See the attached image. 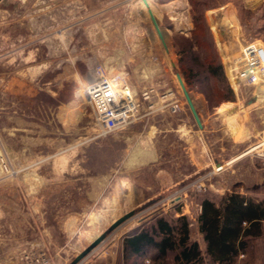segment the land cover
<instances>
[{"label": "rangeland", "instance_id": "rangeland-1", "mask_svg": "<svg viewBox=\"0 0 264 264\" xmlns=\"http://www.w3.org/2000/svg\"><path fill=\"white\" fill-rule=\"evenodd\" d=\"M139 4L0 1V264H72L131 209L133 216L107 230L75 264H172V254L159 259L150 248L138 257L125 242L160 217L182 216L191 239L201 241L207 263L198 222L202 201L220 202L234 191L264 199V156L258 154L264 146L236 159L264 141V101L258 100L264 98V84L234 83L221 48L228 44L229 59H234L246 41L264 44V0H156L155 9ZM198 16L206 45L195 35ZM210 50L224 76L209 72ZM111 70L124 74L139 106L125 128L101 135L92 106L75 93L79 78L108 76ZM149 88L154 92L145 100L142 92ZM228 88L232 100H224ZM176 102L178 110L173 109ZM227 102L236 106L221 114L219 107ZM152 126L156 133L150 139ZM147 139L153 155L130 164ZM217 162L224 169L215 173ZM123 178L131 187L119 191L117 182ZM117 195L120 205L113 210L110 200ZM92 211L105 215L93 222ZM96 226L99 232L86 238ZM232 264H264V225L262 236Z\"/></svg>", "mask_w": 264, "mask_h": 264}, {"label": "trees", "instance_id": "trees-1", "mask_svg": "<svg viewBox=\"0 0 264 264\" xmlns=\"http://www.w3.org/2000/svg\"><path fill=\"white\" fill-rule=\"evenodd\" d=\"M195 18L197 42L206 45L201 39L205 27L202 17ZM184 63L182 65L186 70ZM207 63L212 76H217L218 72L224 76L223 66L215 51L210 50ZM224 96V100H232V89L228 88ZM198 222L207 243V263L232 264L237 257L246 253L253 239L263 234L264 199L247 197L238 191L226 194L220 202L204 199ZM125 247L138 257L151 248L159 259L172 254V264H207L198 241L191 239L189 222L184 216L171 221L158 218L150 228L135 232L126 239Z\"/></svg>", "mask_w": 264, "mask_h": 264}, {"label": "built area", "instance_id": "built-area-1", "mask_svg": "<svg viewBox=\"0 0 264 264\" xmlns=\"http://www.w3.org/2000/svg\"><path fill=\"white\" fill-rule=\"evenodd\" d=\"M228 72L232 75L234 83L237 85L264 84V44L259 41H246L239 52V55L228 61ZM229 74V76H230ZM119 86H122L126 79H117ZM92 83L83 87V95L92 106L94 119L101 135H106L125 128L132 122L135 112L138 110L139 102L136 96L117 90L106 75L100 74L91 79ZM154 89H145L142 96L148 100L153 95ZM173 109L178 110L179 104L173 103ZM259 145L256 149L261 148ZM248 151V150H247ZM247 153V154H249ZM264 156V151L258 153ZM224 169V164L215 163L213 172L217 173ZM203 177L201 178V180ZM198 189L202 188V183H198ZM202 206H199L201 213Z\"/></svg>", "mask_w": 264, "mask_h": 264}, {"label": "bare ground", "instance_id": "bare-ground-1", "mask_svg": "<svg viewBox=\"0 0 264 264\" xmlns=\"http://www.w3.org/2000/svg\"><path fill=\"white\" fill-rule=\"evenodd\" d=\"M154 2H156V0H140V4L141 5H145V4H150L151 6H152V8H156V6H155V4H154ZM139 4V5H140ZM170 4H173V3H170ZM169 4V5H170ZM217 19V18H216ZM179 20H183V19H179ZM227 24L229 23V22H226ZM212 24H213V22H212ZM214 25V24H213ZM225 25V24H224ZM227 26V25H226ZM231 25H229V27H230ZM228 27V28H229ZM213 28H214V30L216 31V32H219V28L218 27H216V26H213ZM226 29V28H225ZM216 37H217V35H216ZM222 39V38H221ZM224 43H225V41H223ZM227 46H228V44H227ZM227 46L226 45H224V44H221V48L223 49V52H224V59H225V61L228 63V61H230V54L228 53V48H227ZM109 68V67H108ZM156 71V70H155ZM150 72V71H149ZM157 73V72H156ZM230 73V72H229ZM231 75V74H230ZM118 77L117 79H124V74H115V72L114 71H110L109 72V75L108 76H106L108 79H110V80H112V83L114 84V87L117 89V90H119V91H121V92H124V93H130L131 95H133V96H136L137 95V92H136V90L135 89H133L132 87H131V85L130 84H128V83H126V82H124L123 84H122V86H119V84H117L116 83V81L115 80H113L114 79V77ZM146 78L147 77H149V74H145L144 75ZM232 80H233V82H234V79L232 78ZM79 82H80V84H81V86H79L78 88H77V90H76V93H75V95L77 96V97H81L82 95H83V87H85V86H87V85H89L90 83H92V81H91V79H89V80H86V79H81V78H79V80H78ZM264 87V86H263ZM263 87H260V90L261 89H263ZM258 100L259 101H264V98L261 96V95H259L258 96ZM236 105L233 103V102H227V103H224V104H222L220 107H219V112L221 113V114H224L226 111H228L229 109H231V108H234ZM183 125V124H182ZM187 127V126H186ZM186 129V128H185ZM184 129V130H185ZM186 131V130H185ZM189 132V131H188ZM156 133V128L154 127V126H152V128H151V130L149 131V134H148V137L151 139V137L152 136H154V134ZM184 133V132H183ZM188 135V134H187ZM148 138V139H149ZM144 140V145H140V146H138V148L136 149V151L135 150H133V151H135L134 152V155L131 157V159L129 160L130 161V164H132V165H135V164H137V163H140L141 162V159H144V157H150L151 155H153L152 153H153V151L150 149V145L148 144V142H149V140ZM259 145H257V144H253V145H251L247 150L248 151H245L244 153H242L241 154V156H239V157H237L236 159H238V158H240V157H243V156H245V155H247V153H249V151H252V150H254V149H256L257 147H258ZM260 146H261V148H263V146H264V141H262L261 143H260ZM60 160H61V163H62V165H64V163L66 162V157L63 155L61 158H60ZM144 161V160H143ZM117 185H118V190L119 191H121L123 188H129V187H131V183L127 180V179H119L118 180V182H117ZM120 200H121V198L119 197V195H117V196H115L114 198H112L111 200H110V202L112 203V205L114 206V209L113 210H115L116 208H118V206L120 205ZM108 211V210H107ZM105 213V212H104ZM103 212H99V211H97V212H95V211H92V212H90L89 213V218H91L92 220H93V222H94V220H99V218L100 217H102L103 215H105ZM114 213V212H113ZM97 227H99V226H96V228H95V231L92 233H88L87 235H86V238H88V239H91V238H93L98 232H99V228H97Z\"/></svg>", "mask_w": 264, "mask_h": 264}, {"label": "water", "instance_id": "water-1", "mask_svg": "<svg viewBox=\"0 0 264 264\" xmlns=\"http://www.w3.org/2000/svg\"><path fill=\"white\" fill-rule=\"evenodd\" d=\"M1 1V0H0ZM149 15H150V18L155 26V29L159 35V37L162 39V42L163 44L166 46V43H165V40L163 39V35H162V32H161V29L159 27V24H158V21L155 17V15L153 14V12L151 10H149ZM177 79L179 81V84L182 88V91L184 93V96L186 98V101L198 123V125L200 127L203 126L202 124V121H201V118L199 116V113L196 109V106L194 104V101H193V98L185 84V81L182 77V75L178 72L177 74ZM135 213V210L134 209H131L125 213H123L121 216L117 217L112 223L111 225L108 227V229H106L105 231L101 232L99 235H97L93 241H91L90 245H88L87 247H85L82 251L79 252V254L74 258L72 264H75L79 261H81L105 236L106 234V231L107 230H111V229H114L116 228L117 226H119L121 223H123L124 221H126L127 219H129L131 216H133Z\"/></svg>", "mask_w": 264, "mask_h": 264}, {"label": "crops", "instance_id": "crops-1", "mask_svg": "<svg viewBox=\"0 0 264 264\" xmlns=\"http://www.w3.org/2000/svg\"><path fill=\"white\" fill-rule=\"evenodd\" d=\"M201 237L203 238L204 246H205V248H206V247H207V243H206V241H205L204 236H203L202 233H201ZM198 243H199L200 246H202L200 240H198Z\"/></svg>", "mask_w": 264, "mask_h": 264}]
</instances>
